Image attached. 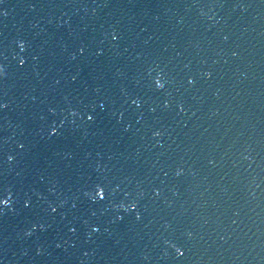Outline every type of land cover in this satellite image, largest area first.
<instances>
[{
    "label": "water",
    "instance_id": "1",
    "mask_svg": "<svg viewBox=\"0 0 264 264\" xmlns=\"http://www.w3.org/2000/svg\"><path fill=\"white\" fill-rule=\"evenodd\" d=\"M0 8V264H264V0Z\"/></svg>",
    "mask_w": 264,
    "mask_h": 264
},
{
    "label": "snow or ice",
    "instance_id": "2",
    "mask_svg": "<svg viewBox=\"0 0 264 264\" xmlns=\"http://www.w3.org/2000/svg\"><path fill=\"white\" fill-rule=\"evenodd\" d=\"M0 4H3V0H0ZM7 15H8L7 11L4 10V9H2V8H0V16H7ZM115 38L116 37L113 36V39H115ZM20 47H21V49L24 48V44L21 43V42H20ZM80 51L82 53L84 51V47H81L80 48ZM74 58L75 57L73 56V59ZM24 63H25L24 59H21L20 60V64L23 65ZM6 74L7 73L5 72L4 67L2 65H0V77L5 76ZM207 75H211V73H208ZM154 82H155V85H156L157 88H163L164 87V84L161 83V80H160V76L159 75L156 76ZM189 82L192 83L191 80ZM131 103L134 104V105L139 106V103L140 102H139L138 99H133L131 101ZM7 106L8 105H7L6 102L0 101V109L7 108ZM100 107L103 108L104 107V104L101 103L100 104ZM94 108H95V106L93 107V110H94ZM50 111H54V110L53 109H50ZM153 111H154V109H153ZM77 114H78L77 112H72V115H74V116L77 115ZM94 117H95V115H87V120L88 121H93L94 120ZM57 132H58V128L56 126L51 127L50 134L56 135ZM154 135H160V133L159 132H155ZM21 147H23V145H21ZM8 159H13V157L12 156H9ZM177 174L179 175V171L177 172ZM117 187H119V186L117 185ZM114 192H115V189H112L111 190V194L114 193ZM156 194L159 195L158 192ZM84 195L87 196V197H89V199H91L93 201H96V200L103 201L105 199V197L109 195V191L106 189L105 186L97 183L89 191H85L84 192ZM128 195H129L128 192H124V196H128ZM24 203H25V206H27L28 203H29V201L25 200ZM9 204H10V199L8 198V196L7 195H4L2 192H0V206H3V207H0V212H3L4 211V208H6ZM72 206H73V208L76 207L75 204H73ZM49 207H50V209H51V211L53 213L57 211V209L55 207H52L51 204L49 205ZM130 207L132 209H136V207H137L136 202L135 201H130ZM93 215H95V213H93ZM136 218L137 219L140 218L139 217V214H137ZM70 231L75 232L76 229L75 228H71ZM93 231H97L98 232L99 231V227H94L93 228ZM173 247H175V245H173ZM176 252H177L178 255H183V252H181V249L179 247H176Z\"/></svg>",
    "mask_w": 264,
    "mask_h": 264
},
{
    "label": "clouds",
    "instance_id": "3",
    "mask_svg": "<svg viewBox=\"0 0 264 264\" xmlns=\"http://www.w3.org/2000/svg\"><path fill=\"white\" fill-rule=\"evenodd\" d=\"M9 160H12V159H9Z\"/></svg>",
    "mask_w": 264,
    "mask_h": 264
}]
</instances>
